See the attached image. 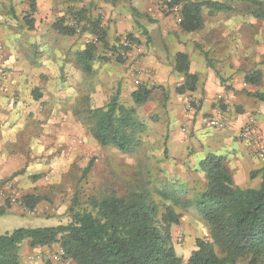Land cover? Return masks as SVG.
I'll return each mask as SVG.
<instances>
[{"label":"crops","instance_id":"0c3cea01","mask_svg":"<svg viewBox=\"0 0 264 264\" xmlns=\"http://www.w3.org/2000/svg\"><path fill=\"white\" fill-rule=\"evenodd\" d=\"M211 1L224 3L228 0ZM173 4L174 0H0V13L1 18L8 21L10 16H17L22 11L35 10L33 21L24 31L29 30L28 36L37 39L30 43L31 48L36 42L40 45L41 40L44 43L40 50L43 59L38 60L36 66L42 68L40 74L47 81L57 78L76 87L81 82L76 68L82 70L86 64H92L91 72L87 69V73L101 75L90 84L88 94L92 108L103 106L109 98L101 87L105 82H110V88H119L124 96L135 91L137 84L138 87L161 88L166 102L139 106L138 119L146 126L142 139L156 148L155 155L160 149L161 157H167L166 173L186 184L190 180L198 181L197 186L202 189L204 173L199 164L207 157H218L223 159L238 188H256L264 172V103L253 96L254 93L264 94V59L261 60L264 52L254 48L258 39L256 21L260 19L256 20L248 11L231 9L208 16V11L204 10L202 28L185 33L179 27V9L175 12ZM97 14L102 16L98 29L101 28L109 48L119 49L120 42L116 43V40L127 35L142 51L133 50L123 61L101 60L98 53L106 58L113 52L108 53L98 45L95 57L85 55L83 51L89 49L81 37L62 35L57 30L60 23L64 25L72 15L84 21L87 16ZM99 30L96 28L95 32ZM90 31L86 33L94 35V31ZM178 55L186 56L188 74L196 77L193 91H178L184 83V74L175 69ZM255 74L259 75L257 84L246 81L248 76ZM36 90L33 89L32 94ZM53 96L57 102L64 98L59 90ZM74 98L76 101L77 94ZM68 105L64 101L61 106L40 108L47 115L42 119L44 134L41 140L47 154L55 146L62 150V157L46 164V173H53L55 167L58 172L68 173L78 155L80 124L72 106ZM188 105L192 110H185ZM128 106H133L132 100ZM205 120H223L224 125L221 129L210 128ZM249 124L250 140H241L240 131ZM17 133L15 131V137ZM31 168L26 167L22 156L0 157V182L11 179L8 187L0 186V207L4 201L2 196L9 188L16 186L17 193L22 196L38 193L34 189L39 188V182L32 178L43 170L36 165L34 171ZM12 206L6 213L30 218L54 217L52 207L45 201L40 200L31 215ZM62 224H65L64 220L57 225ZM57 247L31 248L29 242L24 241L20 249L22 264L36 260L32 255Z\"/></svg>","mask_w":264,"mask_h":264},{"label":"trees","instance_id":"16d2710c","mask_svg":"<svg viewBox=\"0 0 264 264\" xmlns=\"http://www.w3.org/2000/svg\"><path fill=\"white\" fill-rule=\"evenodd\" d=\"M247 2L252 8L251 15L264 19V10L259 9L262 2ZM174 3L179 6V27L185 33L202 28L204 10L208 16L231 10L228 3L211 0H174ZM57 30L62 35L74 33L62 22ZM95 34L104 42L103 32ZM187 64L185 55L176 57L175 69L184 74V83L178 88L180 93L194 89L196 77L188 74ZM246 81L257 84L259 75L248 76ZM163 92L161 88L139 86L131 93L132 102L135 106L165 103ZM253 96L264 103L263 93ZM85 112L88 131L100 147L127 154L141 145L146 126L137 119L134 108L120 104L117 95L104 106ZM199 169L204 173L201 190L158 167L146 166L138 188L129 189L123 196L110 191L90 197L85 208L71 211L67 224L18 228L2 234L0 264H22L20 249L24 241L31 248L58 245L75 264H183L172 245V230L182 220L177 210L195 211L208 229V236L196 239L185 264H237L242 260L261 264L264 172L256 188L242 190L234 184L222 158L207 157L200 162ZM23 200L29 207L40 203V199L31 196ZM5 212L0 209V216Z\"/></svg>","mask_w":264,"mask_h":264},{"label":"rangeland","instance_id":"374dc122","mask_svg":"<svg viewBox=\"0 0 264 264\" xmlns=\"http://www.w3.org/2000/svg\"><path fill=\"white\" fill-rule=\"evenodd\" d=\"M247 1L228 0L224 1V3H228L231 9L235 11H248L251 14L252 8ZM258 1L262 2V6L259 9L264 10V0ZM34 12L35 10L30 8L28 11H22L17 16H10L8 21L3 20L0 13V142L7 141L4 145L0 144V157L22 156L26 167L31 168L33 166L31 168L33 171L35 170V165L42 168L43 172L32 178L34 182H39V188L34 189V192L38 190V193H31L28 196L38 198L49 204L52 207L51 209H53L54 213L52 215L54 217L30 218L13 212H5V214L0 216V235L18 228L52 227L60 224L62 220L67 224L71 220V211L85 208L90 197H99L110 191H114L118 196H123L129 189L138 188V183L141 182L146 166L158 167L167 172L165 169L166 159L161 157L160 149L157 150L158 154L155 155L156 148L150 147L142 138L139 148L137 147L127 154L121 153L114 148L100 147L95 142L88 131L85 111L93 109L90 106L89 98L90 84L101 78V75L90 76L91 73H87V69L91 72L92 64L88 66L85 63L87 65L85 69L76 68L81 78V82L76 87L71 82H60L57 78L56 80L51 79V81L44 79V76L42 77L40 74L42 68L40 69V66H36L37 61L43 59L40 50L43 48L44 43L41 40L40 45L36 42L34 47L31 48L30 43L37 39L34 40L33 35L32 37L28 36L30 35L27 33L29 30L24 31L25 27L33 21ZM89 17L87 16L83 21L80 17L72 15V17L64 21V27L73 31V35L83 39L84 45L89 49L88 51H83L86 53L85 55L95 57L98 53L96 46L102 45L104 51L113 53H110L111 56H106V58L101 56L102 53H98V59L115 60L116 62L122 60L124 57L119 55V50L117 49V51L115 46L109 48V44L105 41L103 42L95 34V29L102 23V16L97 14ZM71 20L77 22V32L68 26ZM8 23L9 25H7ZM256 25L255 33L258 39H256L254 48L264 52V32H262L264 19L256 21ZM89 30H91L90 32L94 31L93 37L86 33ZM94 38H97L98 41H94ZM124 38L131 40L134 45L138 46V43L127 35L120 36L116 43H119ZM131 52H127V56ZM104 55H107L106 52H104ZM127 56L124 60L127 59ZM262 59H264V55ZM110 86V82H105L101 86L106 96L110 95L106 103L112 96L117 95L120 104L127 108H134L138 119L139 106L134 104L133 106H128L132 100L130 99L131 94L124 96L119 88H110ZM136 87H138V84ZM33 89H37L35 94H32ZM58 90L64 97L61 102H57V99L53 96ZM75 94H77L76 101L74 98ZM36 95H38V98ZM64 101L69 104L68 106H72L73 114H76L79 120L78 155L75 156L73 167L68 173L58 172L57 167H55L53 173L51 171L46 173V164L51 163L52 160L56 162L57 157H62V150L60 149L61 147L55 146L47 154L46 146L41 141L44 134L42 119L47 115L43 114L40 108L61 106ZM71 101L73 104H70ZM22 109L25 112L19 113L18 111H22ZM51 115H54V113ZM15 131L18 132L16 137L14 136ZM47 157L53 158L48 160ZM141 163L144 167H142ZM10 180V178L2 180L0 186L4 188L9 184ZM197 183L198 181L192 182L190 180L187 184L192 188ZM14 188L7 189V194H3L4 203L2 202L0 209L3 208L6 211L14 205L28 215L35 213L33 210L38 204L35 207L27 206L23 200L26 196L17 193L18 188L16 187V190ZM10 192L14 193L15 204L9 198L11 196ZM177 211L182 214V220L172 230V245L176 254L181 257L183 264H185L189 252L194 248L196 239L208 236V229L200 222L195 211ZM54 251L55 249H50L45 253L32 255L36 257V260L26 261L25 259L26 264H36L38 259H40L39 264H54L50 260V255ZM237 264H247V261L242 260ZM261 264H264V260Z\"/></svg>","mask_w":264,"mask_h":264},{"label":"built area","instance_id":"2783aa9c","mask_svg":"<svg viewBox=\"0 0 264 264\" xmlns=\"http://www.w3.org/2000/svg\"><path fill=\"white\" fill-rule=\"evenodd\" d=\"M170 2V1H168ZM173 9L175 12L178 11L179 9V6L178 5H175L173 4ZM68 26L74 30L75 32L78 31L77 29V22L71 20L69 23H68ZM94 41H98L97 38H94L93 39ZM119 55L122 56V57H126L127 56V52H130V51H137V52H141L142 49L141 47L139 46H135L130 40L124 38L120 41V44H119ZM111 55V54H110ZM185 110H192V106L188 105ZM205 123L207 124L208 127L210 128H214V129H221L224 125L223 123V120H205ZM183 132H185V128L182 129ZM239 137L241 140H244V141H248L250 140V137H251V125H246L242 128V130L240 131V134H239ZM261 154H262V151H261ZM11 196H9V198L11 199V202L13 204L16 203V199L14 198V193L13 192H10ZM50 260L54 263V264H75L71 259H69L64 250L61 248V247H57L55 249V251L50 255Z\"/></svg>","mask_w":264,"mask_h":264}]
</instances>
